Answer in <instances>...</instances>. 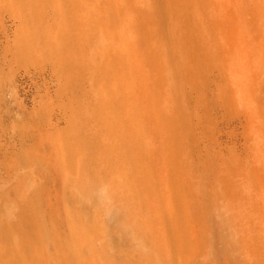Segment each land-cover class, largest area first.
Masks as SVG:
<instances>
[{"label": "rangeland", "instance_id": "rangeland-1", "mask_svg": "<svg viewBox=\"0 0 264 264\" xmlns=\"http://www.w3.org/2000/svg\"><path fill=\"white\" fill-rule=\"evenodd\" d=\"M203 2L0 0V264H181L163 220L192 198L198 264H264V0ZM114 50L154 80L143 129ZM159 121L188 135L179 156ZM129 131L150 148L137 171L158 201L115 141Z\"/></svg>", "mask_w": 264, "mask_h": 264}, {"label": "bare ground", "instance_id": "bare-ground-1", "mask_svg": "<svg viewBox=\"0 0 264 264\" xmlns=\"http://www.w3.org/2000/svg\"><path fill=\"white\" fill-rule=\"evenodd\" d=\"M200 1L202 4H204L203 0H200ZM104 8L109 11V9H111L112 7L106 1L104 3ZM117 8H120V7H117V6L113 7L114 11L117 10ZM216 25L217 23L215 21L210 20L207 22V30L208 32H210V34ZM212 54L213 55L218 54L217 47H214L212 49ZM108 58L110 61H108L107 64L108 65L111 64L116 69V71L118 72V75L120 76L119 78L129 79V81H127V87L125 88L124 93L121 94L122 102L128 100V102L131 103L136 108L135 113L133 112L132 113L133 115L131 114L132 118L136 117L139 120L137 124L134 123L135 125L134 128L143 129L144 127H146L147 120L148 119L152 120L153 114L156 113L155 105L157 104L154 102V99H152L151 101L143 97L144 94L149 95V93L152 96L154 95L158 96V93L153 92V89H155L154 80H152L148 75H146L140 70L142 69L141 66H133L131 63L127 64L124 59L123 54L118 53L117 50H114L113 54H108ZM112 58L114 59L113 61H111ZM229 73L230 75H232V77L242 76V73L235 67H230ZM228 89L226 88V94L228 97V102H230L229 97L231 95H229L230 92ZM127 118L128 120H131L129 115ZM122 123H123L122 124L123 126L125 121H123ZM159 124H160V127H158L159 130L164 129V131L167 130L169 133V135L165 134V136L161 133L162 134L161 142L163 143L164 149L168 150L172 154V156H177V155L179 156L181 154L180 152L178 153V151L180 150L179 143L180 144L186 143L189 139L188 135L179 134L178 127H176L177 126L176 122H174L173 125L170 127H167L163 122L162 123L160 122ZM178 125L180 126L179 123ZM116 137L117 138L115 139V141L118 144L130 145L134 149L132 154H130L129 158L133 165L134 171H137L139 164H141L142 161L146 157L151 156L152 154L149 146H147L145 141L141 138V134H138V132L136 131L124 132L122 134H119ZM145 149H147L148 152H144ZM135 175L136 177H139V181H136V185L138 186L139 189H142L146 193L147 198H149L151 201H158L161 199L158 193L156 192V190L149 186V183L147 181L148 174L146 175L144 179V183H142V181L140 180V177H141L140 171H137ZM166 179L167 180L170 179L171 183L173 182L176 185H178L179 189L181 188V190H183L188 196H189V192H191V190L194 188L193 184L183 183V181L179 177H176L174 173L167 174ZM123 185H124V182H123ZM167 201L170 202V199ZM198 203L199 201L196 198H192L191 202L188 205L183 207L182 218L180 219L173 218L170 215H168L167 218L163 220V223L166 229L164 240L167 244L166 246L167 251L168 253H174V258H177L178 261L181 262V264H198L196 262L197 252L194 255L192 253H193V249L198 246L199 241H200V236L202 235L204 230L206 231L205 226H207L206 216L201 211H199ZM168 229H169V233L167 232ZM153 244L155 245V243ZM172 261L173 260L171 259V262L169 263L171 264L175 263V261H173V263ZM201 264H206V263L201 262Z\"/></svg>", "mask_w": 264, "mask_h": 264}]
</instances>
